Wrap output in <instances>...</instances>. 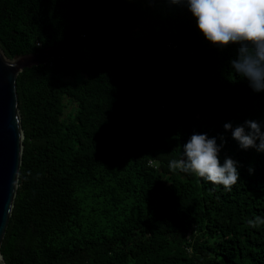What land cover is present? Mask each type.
<instances>
[{
	"label": "trees",
	"instance_id": "16d2710c",
	"mask_svg": "<svg viewBox=\"0 0 264 264\" xmlns=\"http://www.w3.org/2000/svg\"><path fill=\"white\" fill-rule=\"evenodd\" d=\"M51 45L67 57L16 78L7 264H264V224L247 223L264 216V152L223 126L264 122V91L230 63L238 44L208 41L172 0H0L7 57ZM194 132L224 134L230 191L168 167Z\"/></svg>",
	"mask_w": 264,
	"mask_h": 264
},
{
	"label": "clouds",
	"instance_id": "9594fccd",
	"mask_svg": "<svg viewBox=\"0 0 264 264\" xmlns=\"http://www.w3.org/2000/svg\"><path fill=\"white\" fill-rule=\"evenodd\" d=\"M172 3L183 4L191 12L208 41L220 47L238 44L236 58L230 61L234 71L247 78L254 91H264V0H172ZM223 126L231 130L232 138L241 148L253 147L264 152V122L246 119L235 126L226 121ZM219 136L217 143L216 136L194 132L183 143L181 156L170 159L168 167L230 191L238 182L239 162L231 156H225L221 162L220 151L226 140L223 133ZM247 223L253 227L264 224V216L256 215ZM0 264H7L2 253Z\"/></svg>",
	"mask_w": 264,
	"mask_h": 264
},
{
	"label": "water",
	"instance_id": "95a60500",
	"mask_svg": "<svg viewBox=\"0 0 264 264\" xmlns=\"http://www.w3.org/2000/svg\"><path fill=\"white\" fill-rule=\"evenodd\" d=\"M55 57H67V53L51 45L9 58L0 47V246L18 188L23 152L16 78L24 68L45 64Z\"/></svg>",
	"mask_w": 264,
	"mask_h": 264
},
{
	"label": "rangeland",
	"instance_id": "374dc122",
	"mask_svg": "<svg viewBox=\"0 0 264 264\" xmlns=\"http://www.w3.org/2000/svg\"><path fill=\"white\" fill-rule=\"evenodd\" d=\"M65 102V114L68 113L69 111L73 112L75 109V103L71 100H69L68 98H65L64 100Z\"/></svg>",
	"mask_w": 264,
	"mask_h": 264
}]
</instances>
